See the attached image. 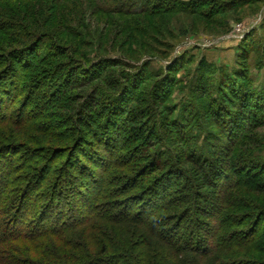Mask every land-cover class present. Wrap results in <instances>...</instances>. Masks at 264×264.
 <instances>
[{"label": "rangeland", "instance_id": "374dc122", "mask_svg": "<svg viewBox=\"0 0 264 264\" xmlns=\"http://www.w3.org/2000/svg\"><path fill=\"white\" fill-rule=\"evenodd\" d=\"M151 8L158 14L143 15ZM124 11L131 15L114 14ZM74 17L78 22H66ZM58 19L65 22L58 24ZM4 24L17 37V46L39 38L30 47L36 63L49 49L46 37L54 35L63 53H69L72 42L79 44V52L98 63L95 70L102 74L89 81L87 70L70 73L62 69L64 59H57L53 66H41L45 77L39 82L44 88L31 96L21 83L6 117L2 114L0 143L13 148L0 154V179L8 180L0 197V231L6 236L0 238L20 228L28 232L34 222L49 219V203L52 209L60 208L52 193L66 186V166L80 144L75 153L87 156L86 168L74 174L61 199L95 200L94 208L72 229L61 226L67 220L66 208L57 213L58 222L44 226L56 225L53 233L28 242L11 237L1 242L2 264L14 259L48 264L49 258L62 257L70 248L63 242L82 247L98 242L111 248L114 239L141 244L148 229L129 222H137V214L145 216L152 208L141 206L138 213L130 212L133 220L119 219L139 203L143 187L168 174L169 182L165 179L159 186L158 195L167 202L190 190L191 203L189 209L162 210L157 222L169 227L193 222L208 231L218 224L224 239L230 238L225 244L230 243L229 254L221 258L225 264H264V0H1L0 27ZM61 73L65 81L56 77ZM117 83L126 88L113 97L109 87ZM252 92L258 99L251 101ZM56 94L57 99L65 96L58 105L51 100ZM238 95L249 98L242 101L251 104L246 113L233 104ZM112 102L121 107L115 110L117 120L109 116L110 126L99 134V122L104 123L100 117L111 110ZM233 112L238 115L233 117ZM89 128L94 135L86 131ZM106 132L112 133L110 139ZM72 162L80 165L76 157ZM138 162L143 171L134 172ZM39 172L44 189L24 197L21 191ZM141 178L144 184L130 191ZM95 184L102 186L99 197L92 191ZM63 204L67 207L66 201ZM59 229L70 230L69 237L58 235ZM180 234L186 237L189 231ZM149 242L155 248L159 241L152 237ZM159 253L165 264L194 262L192 255L177 256L166 246Z\"/></svg>", "mask_w": 264, "mask_h": 264}, {"label": "trees", "instance_id": "16d2710c", "mask_svg": "<svg viewBox=\"0 0 264 264\" xmlns=\"http://www.w3.org/2000/svg\"><path fill=\"white\" fill-rule=\"evenodd\" d=\"M1 1V0H0ZM229 6V5H228ZM231 6V5H230ZM121 11V10H118ZM159 10L157 9H147L143 12V15L145 14H158ZM108 12L111 11H104L105 14H110ZM114 14H118V15H126L129 16L131 15L130 13H128V11H124L121 13L119 12H114ZM60 21H58L59 23H64L66 20V18L64 20L58 19ZM66 22H78L76 20V17L74 18H69L68 20H66ZM35 23V22H33ZM23 24V23H22ZM78 24V23H77ZM28 24H24L23 27L25 29L29 28ZM36 25V24H34ZM8 26H6V24L3 25V27H0V120L3 117H6V109L9 110L8 108V103L9 101L12 99V97H14L16 95V90L18 89L19 85H21V83H24L25 86L27 87V92H31V96L32 94L38 92L41 88V86L44 85L42 82H39V79L45 77V70L43 68H41V66H46V67H50L55 65V60L57 59H64V66L62 69H69L70 70H76L77 71H88L90 74V76H88V80L89 79H93V80H98L100 78V75L102 74V72H99L98 70H95V67L97 66L96 64L98 63H93V61L89 58V55L86 54V52H79V44H70V50L69 53H63V49L60 45L57 44V42L61 43V40L59 39V37L57 36H52L49 35V37H46L49 39V49H45L44 52V56L42 58H40V60H38V62L36 63V57H32V52L31 51V46L34 45L35 42H37V40L39 39L38 37H33V39L28 42V44H20L21 46H17L16 42V38L14 35L12 36L11 34V30L7 29ZM42 32V31H41ZM39 32V33H41ZM30 49V50H29ZM31 53V54H29ZM72 56V57H70ZM10 57H13V61H11ZM96 58H100L101 56H95ZM75 60L76 62L72 61V59ZM76 58V59H74ZM15 59V60H14ZM80 60V61H79ZM12 62V63H11ZM80 62V63H79ZM5 66V67H4ZM56 67V66H54ZM83 69V70H82ZM203 71H207L206 69H204ZM69 72H62V73H69ZM59 74V76L57 75L56 77H59V79H63V81H65L64 75L65 74ZM71 73V72H70ZM63 75V76H62ZM124 76L127 74H123ZM68 76V75H66ZM50 77V76H49ZM123 79H125V83L127 82L126 77H123ZM90 81V80H89ZM51 83V82H50ZM60 84V83H59ZM51 85V84H50ZM112 91H109V94H111V96L115 97L116 95H118L121 91V88H123V90L126 88V84H115L114 86L109 87ZM117 88V90H116ZM119 88V89H118ZM63 89H59V91H62ZM105 92H108L107 89L104 90ZM248 92V91H247ZM250 92V91H249ZM254 92V91H253ZM252 92L248 94L251 101H253V99H258L255 98ZM60 93V92H57ZM62 93H64L62 91ZM116 93V94H115ZM20 95V94H19ZM63 94H58V97H61ZM245 96V95H244ZM244 96H235V100L233 102V104H239L238 106H240V110L244 109V113H246V108H248V104H245L249 101L248 97H244ZM15 98H17L15 96ZM65 99V96H62L61 99H57V94L56 97L53 96V98L51 100L53 101H57L55 104H59V102H62V100ZM261 99V98H260ZM246 100L245 103H242V101ZM53 103V102H52ZM111 110H107L105 111L104 116L100 117L99 121H102L104 123H100L98 127H102L103 129H97V132L103 133V130L105 131V127L106 126H110L106 124L107 118L109 116L113 117L115 119V121L117 120L118 117V113H115L116 111H119L118 107L121 109L120 106H116L113 102L111 103ZM7 107V108H6ZM47 109L49 108V113H51V107H46ZM231 108V107H230ZM232 110H229V112L231 113ZM3 114V115H2ZM234 114V112H233ZM238 114H234L233 117H236ZM242 116L244 117L245 114L241 115L240 117L242 118ZM239 117V118H240ZM5 118H3L4 120ZM120 119V118H119ZM109 122V121H108ZM111 125L112 124V121ZM116 123V122H115ZM97 125V124H96ZM109 129V128H108ZM107 129V130H108ZM76 130V128H75ZM106 130V131H107ZM88 133L90 132V135H94V132L91 128H89ZM110 132V130H108ZM106 132V138L110 139L112 136V133ZM89 135V134H88ZM72 136V135H71ZM70 136V137H71ZM72 138V137H71ZM107 139V141H108ZM79 140H81V133L78 134V136L76 137L77 142H79ZM70 142V141H69ZM84 143H88V141L86 140ZM83 143V144H84ZM97 143V146H100L101 143ZM8 143H0V154L1 151L3 152L4 150H11L13 148V146H7ZM190 145V144H188ZM79 146H82V144H80ZM77 146L76 150H74L71 154V158H70V163L66 166L67 172H66V176L63 178V182H66V186H64L61 190V186H59V189L56 191H54V193H52V197L55 201H60L61 202V206H59L60 208H56V209H52V204L49 203V208L47 209V215L49 216V219L46 218L47 220H42V221H38V222H34L35 225L31 228H29L28 232H23L22 228L15 230L13 233L10 234V236L8 237H3L0 238V243L4 241L8 242L6 239L11 237V238H15L14 240H20V241H31L32 239H36V238H42L43 236H45L50 230V234L53 233V231L55 230V226H48V228H44V226L46 225L47 222H58V220L60 219L59 215H57V213H62L64 212V210H66L67 208V213L65 214L67 217V220L63 222V224L61 225L62 227L65 225H68L69 227H71V229L73 227H75L78 222H80L82 219L85 218V211H88V209L94 208V202L95 200L92 198L91 200H87L85 198H81L79 199L77 202L72 201V200H63L62 198V191L63 190H67L70 188V185L72 183V181L74 180V174L75 173H84V168H86L83 164V158L87 157H81L80 155H76L77 153H75L76 151L80 150L81 148ZM20 149V148H19ZM92 151V150H90ZM86 153V152H85ZM69 154V151H68ZM75 157L77 158L78 164H80L79 166H74L72 165V161L75 160ZM79 157V158H78ZM58 160L54 161V164H57ZM169 160H167L168 162ZM96 166V164H94ZM137 167L136 169H134V172H140L143 171V167L141 166V164L138 162L137 164H135ZM81 169H80V168ZM172 167V165H171ZM170 172L173 171V168H168ZM41 174L42 172L39 173H35L34 174V179L31 180V182L29 183L28 187H26L22 192V195L24 197H28L31 193L34 192H38L39 190L44 189L43 187V182H44V178H41ZM135 175V174H134ZM169 175V174H168ZM166 176V178H163L159 181H155L153 183H151L147 189H145L143 187V189L145 190L137 199L139 203H137L136 206L132 207V209L128 212L127 215L123 216L121 219H119L120 221H129V220H133L134 218H132V216L135 213H138L137 211L139 210L138 208L142 206L141 210L146 206L147 207H151V212H149L147 215L142 216V214H137V222H129L132 223L140 228L145 229V231L148 229L149 234L145 233V240L144 242H142L141 244H138L136 242V240H131L130 242H126V243H122L124 241H122L121 243L119 242L118 239H114L112 245V248L109 246H104L103 244H100L98 242H94V243H90L92 244L91 246H83L81 244H78L79 246H76L77 244H73L70 243V246H68L67 243L63 242L64 245H66V247H70L67 248L66 250L62 251L63 255L61 256H53L51 258H49V262L48 264H165V261L163 260V256L162 253H159L163 250V247L166 246V248L171 252L175 253L177 256H180L181 254H187V255H194L193 257L191 256V258L194 260L193 263H189V264H208L210 262V264H225V260H221L222 257L224 256H228L227 254H229L230 251V243L228 244L227 247H229V249L225 246L226 243L229 242V239L226 240L224 239V233L223 235L220 233V229L218 228V224L216 225L215 228H213L211 231H208V227L206 226V230H204L202 228L201 224H195L192 225L193 222H190L191 225H188L190 223L186 222L184 223V226H182V222H179L177 224V226H173V227H169L167 225L166 222H162V221H158L157 222V214L160 213L162 210H165L166 208H170L171 210H178L180 209L182 206L188 208L190 206L191 200L188 194H190V190L188 191V193L186 192V194L184 195V197L181 198H174V200L171 198H169L166 202V197H161V195H158L159 192V186L162 187V184L165 183V179L166 181L169 182L168 177ZM82 176V175H81ZM135 177V176H134ZM144 179L141 178V180L138 183V186L136 185L137 182H134V184H132V186L130 187V191L136 190L135 187H139L140 184H144ZM8 180L5 181L4 179H0V197L2 198V190L4 189V186L7 185ZM42 183V184H41ZM69 185V186H67ZM74 187V186H73ZM28 188V189H27ZM142 189V190H143ZM61 190V191H60ZM97 191L96 193L98 194L99 197V191L102 190V186H100L99 184H95V187L92 188V191ZM129 191V190H128ZM146 192V193H145ZM50 193V192H49ZM74 193V192H72ZM132 193V192H130ZM80 194V193H79ZM51 195V194H49ZM182 195V192H181ZM11 196H9V199ZM3 199V198H2ZM172 199V200H171ZM19 200H23V197L20 198ZM94 200V201H93ZM66 201L67 202V207H64L63 202ZM0 202H2L0 200ZM166 202V203H165ZM76 203V205H75ZM138 204H140L138 206ZM68 205H73L72 207H69ZM96 205V204H95ZM96 208V206H95ZM185 208V209H186ZM189 209V208H188ZM135 211V212H134ZM189 212V210H187ZM130 212L134 213V214H130ZM90 213V212H89ZM119 213H121L119 211ZM143 213V212H142ZM144 215V213H143ZM117 219V220H118ZM118 220V221H119ZM67 222V224L65 223ZM201 225V226H200ZM15 226V224H14ZM44 228V229H43ZM188 230L189 231V235L188 236H181L180 235H176V233L179 232V230ZM203 229V230H202ZM219 230V231H218ZM172 231V232H171ZM39 232V233H37ZM171 232V233H170ZM70 230H64V229H59L57 230V234L61 235L63 237H69L68 235L70 234ZM182 233V232H180ZM183 234V233H182ZM221 234V235H220ZM49 235V234H48ZM147 235V238H146ZM2 236H6L5 233H1L0 231V237ZM41 236V237H40ZM204 236V237H202ZM153 238H157V240L159 241L158 243H154V245L156 246L155 248L151 247V244L149 241ZM212 237L214 238L213 241H209L208 238ZM130 244V245H129ZM150 245V246H149ZM160 248V249H159ZM72 249L77 250L75 252H72ZM112 249L113 252H109ZM139 249V250H138ZM86 250V252L83 253V251ZM137 250L139 252H137ZM79 252V253H77ZM137 253V254H136ZM159 253V254H157ZM227 253V254H226ZM157 254V256H159L157 258V256L155 255ZM173 257V256H172ZM161 259V261H160ZM211 259L213 261V263L211 262ZM8 260V259H6ZM0 264L1 260H0ZM7 264H21V262L19 261V259H14V261L11 262H7ZM175 264H184L181 263L180 261H177ZM186 264V263H185Z\"/></svg>", "mask_w": 264, "mask_h": 264}]
</instances>
